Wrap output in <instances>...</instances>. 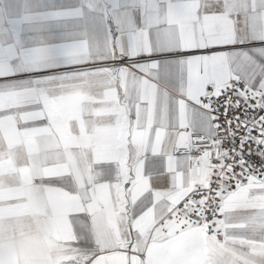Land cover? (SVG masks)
Returning a JSON list of instances; mask_svg holds the SVG:
<instances>
[{
  "label": "snow or ice",
  "instance_id": "snow-or-ice-1",
  "mask_svg": "<svg viewBox=\"0 0 264 264\" xmlns=\"http://www.w3.org/2000/svg\"><path fill=\"white\" fill-rule=\"evenodd\" d=\"M0 264H264V0H0Z\"/></svg>",
  "mask_w": 264,
  "mask_h": 264
},
{
  "label": "built area",
  "instance_id": "built-area-1",
  "mask_svg": "<svg viewBox=\"0 0 264 264\" xmlns=\"http://www.w3.org/2000/svg\"><path fill=\"white\" fill-rule=\"evenodd\" d=\"M253 159H254L255 163L259 164V158L258 157H254Z\"/></svg>",
  "mask_w": 264,
  "mask_h": 264
}]
</instances>
